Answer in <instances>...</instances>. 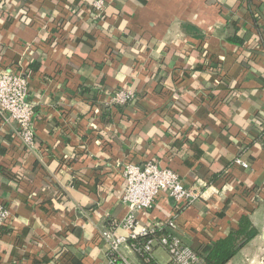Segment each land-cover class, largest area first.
Instances as JSON below:
<instances>
[{
    "label": "crops",
    "instance_id": "0c3cea01",
    "mask_svg": "<svg viewBox=\"0 0 264 264\" xmlns=\"http://www.w3.org/2000/svg\"><path fill=\"white\" fill-rule=\"evenodd\" d=\"M94 1L0 0V71L26 70L36 134L28 150L0 114V264H107L121 167L148 161L198 198L176 214L162 194L139 227L172 222L202 254L249 215L259 233L227 264H264V0ZM123 88L136 99L110 104Z\"/></svg>",
    "mask_w": 264,
    "mask_h": 264
},
{
    "label": "built area",
    "instance_id": "2783aa9c",
    "mask_svg": "<svg viewBox=\"0 0 264 264\" xmlns=\"http://www.w3.org/2000/svg\"><path fill=\"white\" fill-rule=\"evenodd\" d=\"M106 3L107 0L93 2L92 8L98 16L104 15ZM17 65L0 71V114L6 122L14 123L16 137L25 148L32 150L36 147L33 105L27 100L29 83L26 70L21 65ZM135 99L136 94L132 89L123 88L111 94L109 102L119 106L129 104ZM236 163L248 167V164L240 159H237ZM121 170L124 177L122 201L129 208V213L121 226L127 234H119L116 229L118 225L102 228L99 231L107 245V264H132L124 251L128 249L133 253L129 240L147 235L155 229V227H139L137 212L152 209L160 195L174 198L177 204L176 214L198 198L197 192L186 186L177 172L169 168H160L152 161L146 162L144 166L125 163ZM10 220L11 211L0 202V226H6ZM170 225L174 227L172 222ZM157 246L167 251L169 260L166 263L156 260L152 264H200L203 261V254L184 244L176 233L171 239L164 236L160 240H148L144 252L154 255Z\"/></svg>",
    "mask_w": 264,
    "mask_h": 264
},
{
    "label": "trees",
    "instance_id": "16d2710c",
    "mask_svg": "<svg viewBox=\"0 0 264 264\" xmlns=\"http://www.w3.org/2000/svg\"><path fill=\"white\" fill-rule=\"evenodd\" d=\"M249 5L253 0H248ZM231 42L243 44L242 40L231 39ZM136 94V93H135ZM251 165V164H250ZM111 227V226H109ZM258 229L254 226L249 215H242L238 221L237 228H232L229 234L222 239L202 247L203 261L200 264H227L243 247L258 235ZM173 227L170 223L155 229L147 235L139 236L136 239H130L133 254L144 264L156 262L153 254L144 252V246L150 239L160 240L164 236L171 239L174 236ZM158 247V246H157ZM201 253L200 251H196Z\"/></svg>",
    "mask_w": 264,
    "mask_h": 264
},
{
    "label": "rangeland",
    "instance_id": "374dc122",
    "mask_svg": "<svg viewBox=\"0 0 264 264\" xmlns=\"http://www.w3.org/2000/svg\"><path fill=\"white\" fill-rule=\"evenodd\" d=\"M158 257L160 258V261H166L169 258V255L163 248H159L157 252ZM129 261L132 264H144L141 260H139L136 256H129Z\"/></svg>",
    "mask_w": 264,
    "mask_h": 264
},
{
    "label": "water",
    "instance_id": "95a60500",
    "mask_svg": "<svg viewBox=\"0 0 264 264\" xmlns=\"http://www.w3.org/2000/svg\"><path fill=\"white\" fill-rule=\"evenodd\" d=\"M170 200H171L172 204H174V203H175V200H174V198H171Z\"/></svg>",
    "mask_w": 264,
    "mask_h": 264
}]
</instances>
